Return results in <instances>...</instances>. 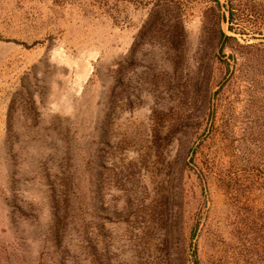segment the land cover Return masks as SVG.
Segmentation results:
<instances>
[{
    "label": "rangeland",
    "instance_id": "obj_1",
    "mask_svg": "<svg viewBox=\"0 0 264 264\" xmlns=\"http://www.w3.org/2000/svg\"><path fill=\"white\" fill-rule=\"evenodd\" d=\"M0 264H264V0H0Z\"/></svg>",
    "mask_w": 264,
    "mask_h": 264
},
{
    "label": "trees",
    "instance_id": "obj_2",
    "mask_svg": "<svg viewBox=\"0 0 264 264\" xmlns=\"http://www.w3.org/2000/svg\"><path fill=\"white\" fill-rule=\"evenodd\" d=\"M154 24H155V22L153 21V19L151 17H149L148 21L141 28V30L138 34V37L143 38L144 35L148 34V32H150L151 29H153ZM180 28H181L182 32H184V29H182V26ZM135 46H134V48H135Z\"/></svg>",
    "mask_w": 264,
    "mask_h": 264
}]
</instances>
